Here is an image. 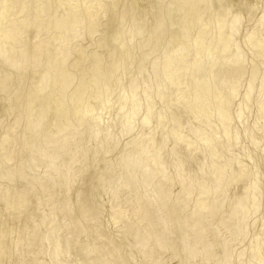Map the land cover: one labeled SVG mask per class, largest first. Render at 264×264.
I'll use <instances>...</instances> for the list:
<instances>
[{"label": "bare ground", "instance_id": "6f19581e", "mask_svg": "<svg viewBox=\"0 0 264 264\" xmlns=\"http://www.w3.org/2000/svg\"><path fill=\"white\" fill-rule=\"evenodd\" d=\"M121 1L122 2L124 1L123 5L121 4ZM153 1L157 2V0H153ZM220 1L223 3L222 0H220ZM238 1L241 2V1H248V0H238ZM19 2H21V7H19L20 6ZM131 2H129L128 0H105V4L108 5L107 9L109 11L111 10L112 13L114 10L116 11L118 21L126 22L129 19V21L131 22L130 26L133 24H136L140 28L143 29L142 33H138L136 30H132V29H129V31L125 32V33H127L126 38H128V41L130 39L135 40L136 37H139V39L141 37H143V34L145 33V28H146L144 25L147 26V24H144V22H145L144 18L146 17V16L144 17V15H143L144 13L140 12V13H142V15L141 14L135 15L134 14L135 10H133V9H134L135 5L138 9V5L136 3H134V6H133V4L131 5ZM150 2L152 3V5H155L152 2V0ZM158 2H157V4H159L161 1L159 3ZM229 2H231V1H229ZM63 3H65V0H0V28L8 27V28L15 29L18 27L20 29V31L23 33V41H24L25 51L29 57V63L28 64H26L20 68H14L12 66V64L10 63V58L13 55V53L11 52V49L9 50V57L8 58L4 57L3 55H0V65L4 66L2 68H6V70L4 72L2 71L4 69L0 70V91H1V93H3V91H6V90L10 91L9 90L11 88L10 84L13 81V80L11 81V77L13 74H14L13 75L14 77H15V75H17L16 78L18 80L20 79L19 81L23 80V82H25V79L27 81L28 80L31 81L33 83V87H34L31 89L30 87H28V84H27V86H25V89H24L23 94L21 96V98H25L28 101V107L25 110L22 108L19 110V113H18L16 119L13 121L12 124H10V123H7L8 125L2 124V123L0 124V126L6 125L5 127L3 126V128H5V130H4L5 133L3 132L4 136L2 135L3 136L2 137L0 135L1 136V138H0V178H1V180L7 178L10 182H12V183L15 182V184L16 183L19 184L18 190H15V187L13 188L12 186H7L5 188L2 186V188H0V200L4 201V205H5L4 212H2L3 211L2 209H1L2 211H0V212L5 213V215H6V216L3 214L1 215V217L2 216L6 217V221L2 222V220H0L3 223V224H1L2 226H0V260H1V254H2V250H3L4 241L8 237L7 235L9 234V236L12 237V235H13L12 233L15 231L14 230L12 232L13 226H12V224L9 223V220L16 217L19 220V223L22 222L21 220L25 216H27L28 213H30L32 210L31 203H35V202H32L31 198L33 196L39 195L40 191H42L44 187H49L51 192L54 193L57 190L56 187H58V186H56L57 185V183H56L57 179L55 176H60V175L62 176L65 173H69V170L71 169V167H73V166L76 167V165H74V163H73V157L75 155V153L72 149L73 142H77V143H81V144L84 143L86 140L83 138V135H85V138H86V135L92 136V132H91V134L89 133L90 135L87 134L88 131L92 130V129H93L92 131L95 132L94 136H92L93 139L95 141H97V140L102 141L108 135L117 133L118 132L117 129L120 131L126 125H129V124H135L136 125L137 121L139 120L138 115H140L139 114L140 111H142V109L145 108V107H142V109L140 110V108H141L139 106L141 104L140 102H143L144 100H145V102L147 101V99H146L147 98V88L145 86L143 87V85L138 81V79H139L138 77H133V78L131 77V80L130 81L128 80L127 88H123V84L121 82L122 80L117 78V73L122 71L120 69L117 70L116 72H114V74L111 77H109V79L107 80V83H105V84L99 83L97 78L92 79L91 77H88L82 83H80L78 86H76L75 89L71 93H69L68 95L63 94L64 91L67 90L72 85V83L67 77H64L63 82L61 84L60 83L58 84L54 79L53 70H55L60 65V62H62V60L65 59V56L68 54L67 53L68 49L71 46L80 45L79 43L82 42V37L75 35V33H73V32H68L67 34L74 35L72 38H70V41L66 42L65 36L63 38L58 37L56 40H52L48 36V33L46 31L42 30L43 28H47L49 24H52L54 27L55 24L57 23V21L61 20L65 16V12L70 11V9H66L65 7H61V5ZM222 3H220V4H222ZM165 4H168L167 7L169 6L170 10L176 8L178 10L177 13L182 15L185 19L183 18L184 21H182L183 22L182 23L180 20H183V19L179 18L180 19L179 21L182 23V24H180V22L178 23L180 25L179 31L175 30L176 32L175 31L173 32L174 29L171 28L172 32L168 31L171 34H169V33L165 34V35H168V34L170 35V36L168 35L167 37L164 36V37H166V39L169 38L167 40L169 41L168 44L170 43L169 44L170 46L167 44V46H169V47L168 48H167V46L164 47L167 49L165 51L166 53L164 52L165 54H163L164 58H162V59L160 58L161 60H159V58H158V60H156V59L154 60V58L152 57L153 58L152 59L150 55H151V53L153 54V52H155V51L152 52V48L154 46L157 47V45H159V42L162 41L161 38H163V36H158V35L163 33V32L164 33L166 32V31L162 32L161 26L167 19L165 20L164 18H162L159 21L157 20L158 22H156L155 26L153 28L150 27L151 31L149 30L150 33H147L148 37L144 38L145 37V35H144V37L141 39V40L144 39L143 41H141V40L138 41L139 39H136L138 43L142 42L141 45L139 46V50H140L139 51L140 52L139 58H140V60L139 59H138V61L136 60L137 61L136 64L139 63V61H140L142 64L140 65V63H139V64H137V66L140 65V68H141V66H143V64L145 62H147V60H149V59L153 60V61H148L146 63L147 65L149 64L150 67L152 68L151 69L152 71H149L150 75L152 76V78H153V76H155L157 79H158V77L161 78L160 79L161 80L160 85L162 87H165L168 92L169 91L172 92V93L170 92L171 94H173L172 98H176L177 95L184 92L186 88L189 89L190 93L192 92L191 93L192 95L193 94L196 95V96L193 95L194 98L197 99V101L195 102L196 104H193V105L189 104V103L183 104L184 108L185 107L189 108L190 113L194 117L197 116L198 109L200 108L201 105H203V107H205L204 106L205 104H203V101H206V104L209 107V109H211V111H212V109H214L215 106H217L215 103H217V104L219 103L218 106L220 105V107L218 108V110H216L217 111V113H216L217 118L213 119L214 114L210 115V116L212 118V121L213 120L215 121L217 119L216 122H217L218 127L220 126V128H222V130H223V128L227 129L229 121L231 120L230 116L232 114L230 115L231 112L229 111L230 112L229 113L227 110V107L229 108V106L226 107L225 106L226 103H223L222 92L221 91H220L221 93H219L218 91L214 92L215 91L214 88H216L219 85L218 84L216 86L214 82L219 79V83L221 82L223 85L221 87H224V89H225L224 85H227L229 82H231L230 84H232V82H233V85H234V83H235L234 81H236L237 79L240 78V77L239 78L237 77L235 79L236 74H239V72H241V75H242V72H243L242 70H243L244 61H245L244 56H243L244 54H242V51L240 50L241 49L240 45L236 44V42H234L235 40L233 38V34L237 30V26H238L239 21H240V15H239V13L237 14V12H235L236 14L234 13L235 14L234 18H232V16H231L232 19H230V20L231 21L233 20V22H231L232 24H230V25H228L229 20H228V22L225 21V19L227 17L223 18V16H225L224 14H223V16L219 15L224 20H222V18H219V16L218 17L208 16V18H210V20H208V21L211 22V20L213 19V21L211 22L212 24L216 23V21H219L221 19L218 22L219 26L216 25L219 27V31L217 34L216 33L213 34V35H216V37L214 36V39H210V40L206 41L201 36H200V38L195 37V36L193 37L194 33L191 32L190 39H191L192 44L194 45L193 47L196 49L195 56H197L199 58L202 55L204 57V55L202 53L204 51H206L205 56H206V61H207V63L205 62V64H202L199 61V59L197 58L194 63H191V61L193 62V60H191L189 62V59H191V58H188L189 56L187 57V53L185 51L186 49H184L185 46L183 47L182 42L185 43L188 41L185 38L184 29L188 26V23L193 19L194 14L191 12L190 6H188L186 4L184 5V0H169L168 3H166V1H165L164 5ZM220 4L218 3L219 10H220V8H222L221 7L222 5L224 6L225 3L222 5H220ZM262 4H264V3H262ZM248 6H249V4H248ZM144 7L147 8L145 5H144ZM144 7L141 9L145 10ZM154 7H153V9H155V11L157 10V12H158L159 10H158L157 6L155 8ZM148 8L150 9V11H152L151 12V15H152L153 9H151V6H148ZM149 9H147V10H149ZM42 10L48 13V18L43 20V21L41 19H38V17L41 16ZM246 10L247 9H245L244 12H246ZM259 10H261V9L259 8ZM138 11H139V9H138ZM167 11L168 10H166V13H167ZM221 11H223V10H221ZM221 11H219L218 14H220ZM144 12H147V11L145 10ZM242 12H243V9H242ZM249 12L245 13V14L247 16H249ZM136 13H138L137 10H136ZM168 13L166 15L170 14V13L169 14ZM81 15H84L83 9H81ZM154 15H155V13H153V16ZM156 15L157 16H154L155 18H151V19L156 20L157 19L156 17H158V13ZM242 15L244 16V14H242ZM107 16L108 15H106L105 17L107 18ZM132 16H133V18H132V20H130V17H132ZM182 16H181V18H182ZM52 17H55V19H52ZM85 17H86V15L84 16V18ZM166 17H169V16H166ZM257 17H259V16H257ZM104 18H103V20H104ZM205 18L207 19L206 16H205ZM259 18L260 19H259V23H258L257 27L252 29V31L250 32V34L248 36L246 35L247 37L244 40V44L250 50H252L254 52L253 55L256 58H258L259 61H261L260 58L261 59L264 58V15H262V17H259ZM151 25H154V24H151ZM92 26L93 25L89 26V24L86 20L85 28L88 29V31L85 34L84 38L88 37L90 39H94V37H93L94 31L92 30V28H94V27H92ZM116 26H113L114 29ZM216 26H214V27H216ZM167 27H165V30L167 29ZM200 28H198V29H200ZM168 29H169V27H168ZM205 30H207V29H205ZM215 30H216V28H215ZM177 31L179 34H177ZM114 33H116V30ZM114 33H112V37H111L112 39H113V36L115 37L117 35V33H116V35ZM157 33H159V34H157ZM177 35L179 36V38H177ZM205 35L206 34H204V37H205ZM38 37L40 39H38ZM210 37H212V36L210 35ZM88 38H86V39H88ZM159 38L161 39V41ZM114 40L115 39H113V41ZM165 40H164V42L166 44L167 40L166 41ZM115 41H117V40H115ZM131 42H129V43H131ZM38 45H39V48L37 49ZM154 49H156V48L154 47ZM192 51H188V53L190 52V54H192L191 53ZM121 52H122V49L119 45H115L112 48H110L107 51V55L109 56V64L116 65L122 59V53ZM78 56H80V55H78ZM76 57H77V55H76ZM80 57H78V58H80ZM148 57H149V59H148ZM34 58H36V60ZM58 59H62V60L60 61ZM194 60H195V58H194ZM203 60H205V57ZM251 61H253V60H251ZM259 61H255V62L259 63ZM263 62H264V59H263ZM247 63H249V62H247ZM258 63L257 64L255 63V64L258 65ZM146 64H144V66ZM256 65L255 66L252 65L253 67L249 66V67H251V70H249L250 71V73H249L250 79L247 82L248 86L246 85L247 88H245L246 93H245V95L243 94L244 97L242 96L243 101L240 100L241 103H239V104H241V105H240V107L238 106L239 109L237 111H235V112H237V115L233 114L235 117H237L239 119H242L244 114L247 115V111L250 110L249 105L251 106V104L254 103L258 99L259 95H256V94H260V93H257V91H256V89H257L256 83L254 84V82H257V78L259 77L258 76L259 70H258V66H256ZM246 68H247V66H246ZM261 68H259V69H261ZM245 69H244V72H245ZM140 71H142V70H139L138 74ZM151 73H153V75ZM259 73H260V71H259ZM138 74H136V75H138ZM260 74H262V73H260ZM65 75H67V74L65 73ZM191 75H192L193 79L191 77H189ZM132 76H135V75H132ZM151 76H149V78ZM14 77H12V78H14ZM259 78L261 79V76ZM227 81H229V82H227ZM197 82H199V85H197ZM237 82H239V81L237 80L236 83ZM144 83L147 84L146 82H144ZM154 84H155V82L153 83V85ZM156 84L158 85V83H156ZM157 85H156V87H157ZM233 85H232V87L234 88L235 86H233ZM241 85H242V83L240 84V86L239 85L237 86V89H236V91H234V94L237 93L238 87H241ZM16 86H17V84H16ZM158 87H160V86H158ZM218 88L216 90H219ZM230 88H231V85H229V89H228L229 92H231ZM239 89H241V88H239ZM260 89L264 90V81L261 83ZM155 90H154V92H155ZM21 91H22V89H21ZM129 91H132L134 93L136 100H134V101L130 100L129 101V97L132 95V93ZM157 91H159V90H157ZM222 91H223V89H222ZM239 91L240 90H238V92ZM4 93H6V92H4ZM34 93L39 95V101L31 102V97H33ZM128 93H130V94L128 95ZM148 93L150 94V92H148ZM239 93H237V94H239ZM164 94L168 95L166 93H164ZM164 94H163V96H164ZM197 94H198V96H197ZM231 94H233V93L231 92ZM234 94L230 97L231 102L228 101L229 102L228 104H230V103L233 104L232 97L234 96ZM1 95L3 96L4 94H1ZM224 95H226L225 91H224ZM237 96L238 95L235 94V97H237ZM239 96H241V95L239 94ZM131 97H133V96H131ZM224 97H226V96H224ZM66 98L69 101L67 103H66ZM214 98H217V99H215V100H217V102L213 101ZM263 98H264V96H263ZM131 99H133V98H131ZM201 99H203V101ZM204 99H206V100H204ZM71 100H74L73 104L70 102ZM155 100H157V99H155ZM200 100L202 102H200ZM227 100H229V99H227ZM237 100L239 101V99H237ZM132 101L133 102L136 101V104H138V106L140 108H137L138 106L136 104H135L136 106L133 105L134 103H132ZM162 101H163V99H162ZM129 102L132 103V105L134 107ZM137 102H139L140 104ZM221 102L223 103V106H225V107H223V108L221 107L222 106ZM235 102L236 101H234L233 105H235ZM242 102H243V105H242ZM258 102H260V100H258ZM93 103L95 104L94 105L95 109L92 112V111H90V107H91V105H93ZM147 104L148 103H146V105H145L146 109L144 111H142L143 112L142 122L145 125V128L147 129L145 134L147 135L148 132H153V139H154V142L157 146L163 145L166 142V137L169 140V138H171L169 134L171 132H174V131L177 132L179 140L182 141L184 135H186L185 134V132H186L185 127H187V125L185 123L186 121L183 123V121L180 122L177 119V117L181 119L182 116L179 117L176 115L177 116L176 117L175 114H173L172 119L174 121V125L173 126L170 125L173 127V128L171 127L173 130L172 131L170 130L171 132L169 131L167 134H165L163 136V138L161 136L160 137L158 136L161 139L156 138L155 136H156V132L158 130L157 131L154 130L153 122L150 121L149 106L151 104L150 105H147ZM258 104H256V105H258ZM141 105H144V104H141ZM177 105L178 104H176V106ZM168 106H169V104H168ZM70 107L74 108V110H75V113L71 116V118L70 119L57 120V118L55 116H57V114H60L61 112H63L64 110H66L67 108H70ZM173 108H174V105H173ZM201 108H200V110H201ZM9 109H13V107L9 108ZM9 109L7 110L4 107L2 108L3 112H5V110H7V112H8ZM205 109H208V108L205 107L204 110ZM157 110H159V109H157ZM89 111L92 112V114L91 113L88 114ZM159 111H161V110H159ZM263 111H264V109H263ZM34 112H36L35 113L36 115L32 121L31 120V114H34ZM202 112L204 113L203 109H202ZM206 112H208V111H206ZM210 112H208V113H210ZM214 112H215V110H214ZM108 113L110 115L113 114L112 116L115 115V117H113L112 120L109 119L110 123H105L106 119L104 120V118H106V114H108ZM173 113H175V112H173ZM87 114H88V116L91 115L88 117V120L86 117ZM109 114L107 116H109ZM160 114L162 115L161 112H160ZM160 114H158L159 118L156 116L158 119H162V117H164L163 115L161 117ZM201 114H199V116ZM204 114H202V115H204ZM136 115H137L138 119L136 118ZM112 116H110V118ZM204 116H206V115H204ZM251 116H253V114H251ZM152 117L154 118L155 114L152 115ZM166 117H165V119H166ZM201 117L202 116L198 117V119ZM214 117H215V115H214ZM243 118L245 119V117H243ZM136 119H137V121H136ZM155 119L156 118H154V120ZM234 119H236V118H234ZM256 119L258 120V117L255 115L254 120H256ZM199 120H201V119H199ZM206 120L207 119H205L204 121L203 120H201V121L203 122V124H205L204 122H206ZM247 120H248V118H247ZM46 121H48L51 125H55L56 131L54 133H48V132H50L47 130L48 128L47 129L44 128L48 125V124H46ZM108 121H106V122H108ZM201 121H200V123H201ZM212 121L210 119V122H212ZM235 121L241 122L243 120L238 121V119H236ZM244 121H246V120H244ZM30 122H33V123H30ZM87 122H89V124ZM157 122H158V120H157ZM188 122L190 123V121H188ZM254 122H256V121H254ZM170 123H171V121H170ZM234 123L232 122V124H234ZM86 124H88L89 127L86 126ZM171 124H173V123H171ZM22 125H23V128H22ZM205 125H207V124H205ZM230 125H231V123H230ZM141 126H143V125H141ZM13 127H16V131H17L15 135H13V133L9 130L10 128H13ZM252 127L250 130H252ZM145 128H144V131H145ZM216 128H217V126H216ZM197 129H198V127H197ZM197 129L195 131L197 132V135L200 137V140L202 139L201 142H203L204 140L207 142L210 141V144L208 146H206L207 149L204 150V153L203 154L200 153V157L202 155H204V157L206 159H209L211 162V163L207 162V165H208V163H210L212 165L211 167L212 168L214 167L212 170L210 165H208L211 168V170L214 172L210 176V177H212V179L209 176H207V178L209 177L210 180L212 181V184H210V182H209L211 187L209 188V185H208V187L206 185L203 186V187H205L204 189L206 190L205 195H201L199 193L196 196L190 198V197H187L186 195H184L183 192H180L176 195L175 198H172L171 196H170V198L155 197L153 195V189L157 193L160 192V189L156 188L154 185H153V189L148 188L147 184L145 183V180L148 179L147 177H143L141 175V178L139 179L138 182L135 180H131L130 178H126V181H125L126 186L120 187V189L115 191L114 193L111 192L112 193V196H111L112 197V199H111L112 212L111 213H114L116 215H121V217L123 219L121 220L122 221V223H120L121 225L120 224L116 225V222L114 224L115 227L118 228V230L116 232H119V233L115 234V235H109V236H107V234H105L103 232H100L101 230L99 231L98 229H95V231L92 232V230H91L92 228L90 227L91 224L90 225L86 224V222H87L86 220H88L92 216L93 217L95 216L96 217L95 220H97L99 213H100L99 212L100 210L98 211L99 208H97L90 201L89 195H90L91 189L90 190L86 189L87 190L86 191L85 190L86 187L83 188L82 184H81L77 187L74 194L70 193L67 195L64 194L62 196H59V194H57V196L60 197V198H58V200L54 196H50L46 199V201H45L46 204L45 203L43 204V202H42L43 205L40 206V208L38 207L39 211L35 212V213H37L38 221H40L41 223L43 222L44 224H46V226H45V232L39 233L38 239L36 237V240L33 243V246L37 245L39 247L41 246V247L49 250V251H47V252H49L48 253L49 257L45 256V257L49 258V261L47 263H43V261H40L41 260L40 259V260L36 261V264H124V263H126V260H127L126 258H128L129 254H130V252H128V251L132 250V252H133V249L145 250L147 253H149V255H152L158 251L162 252V250H165L164 252H167L168 250H170L171 254L173 252L174 255L175 254L178 255V252L180 250H181V252H183L182 250H185L184 252L191 256L192 254L189 251H186V249H189V248L193 249L194 247L198 248V246L196 244L199 242L203 245L204 248L210 245V243L207 242V240H209V239L206 240L208 234H209V236H211V238H212L211 240H215L217 242V245H218L217 248L219 249V247H220V249H223L224 251L222 252V250H221V252L223 254H225V256L227 253L226 257L229 258L230 256L228 257V254L229 255L232 254L230 252L231 249H229V244H230V247L232 248L231 244H233V243H231V241H228L229 242L228 243L225 240L226 238L223 240L222 238L219 237L220 227L222 226V224H224L225 221L223 218H221L216 224H212V222H211L213 220V218L218 216V214H222L223 211L221 209L225 208V207L223 208V206L226 205V203H227L226 201L228 200V198H226V196H228V193L224 189H226L227 184H229L231 176H225L223 174V168L225 166L224 165L225 162L223 163L224 166L222 168L220 165L221 163H219V161H217V155H216V148L224 145L223 144L224 142L222 141L223 137L222 136H221L222 138L217 137L215 135L217 133H214L215 136H213V134L208 132V131H210L209 129H208V131H207V129H205V133L203 132L204 129L203 130H201L200 128L198 130ZM210 129H211V126H210ZM244 129H245V127H244ZM206 131L208 133H206ZM234 131H235V128H234L233 132ZM162 132H163V130H162ZM196 132H194V133L196 134ZM220 132H221V130H220ZM239 132H240V129H239ZM33 133L35 136H33ZM236 133H238V132H236ZM21 134L22 135L30 134V135H29V137L24 136L23 141H21L20 144H18V147L10 148L11 141L13 139L19 140V137L21 136ZM226 134H227V131H226ZM235 134H233V135H235ZM38 135L42 136V138H43V141L40 143H36L34 141V138L36 139V136H38ZM218 136H220V134H218ZM238 137H237V139H238ZM82 139H84V140H82ZM86 139L88 140V138H86ZM225 139L227 141V138H225ZM41 140L42 139H40V141ZM171 140L172 139H170V141ZM173 140L175 141L174 142V145H175V143L177 141H176V139H173ZM91 141H88V142H91ZM94 142H93V144H94ZM228 143H229V141H228ZM257 143H259V142H257ZM255 144H256V142H255ZM205 145H207V143ZM43 148H44V151H43ZM172 149H173V147L171 149H166L164 152V159L168 163V165L170 166V171H172L174 173V167H172V166L176 162H182L184 164L185 171L188 170V169H186V165L191 163L192 160L195 159V157H197L194 155V152L193 151L190 152L187 149L186 145H184L183 143H180V145L176 146L175 154H173ZM40 150H42L43 152L42 151L40 152ZM231 153H230V155H231ZM198 154L199 153H197L196 155H198ZM92 157H93V155H92ZM237 158H239V157H237ZM261 158H263V156ZM34 159L37 160L38 162L40 161L42 164V167H41L39 173L34 171V169L36 167V165L33 164ZM230 159H232V158H230ZM95 161H96V159H95ZM204 161H205V159H204ZM204 161H202V162H204ZM231 161H233V163L237 162V163H235L236 164L235 166H238V164H239L238 161H234V159H232ZM231 161H229L230 164L232 163ZM199 162H201V161H199ZM202 162H201V164H203ZM233 163L231 164L232 166H234ZM104 164H106V163H104ZM61 166L66 168V169H64V171L61 170L62 169ZM79 166L80 165H78V167ZM198 166H203L205 168L204 164L198 165ZM209 167H208V169H209ZM231 167H230V169H231ZM79 168H81V167H79ZM200 168H202V167H200ZM204 168H202V169H204ZM45 169H47L48 173H49V175L47 177L43 176ZM199 169H197V170L199 171ZM232 170L233 169H231L230 174H231ZM262 170H263V168H262ZM74 171L77 172L76 169ZM83 171L84 170L82 169V172H79V171L78 172L81 174V173H84ZM224 171H226V169H224ZM114 172H113L114 174H111L112 173V171H111L110 176H109L110 177L109 180L112 181L113 184H115L116 182L119 181L120 175H121L120 171L118 173L116 171H114ZM204 172L205 171L203 170V172L200 174H202L203 175L202 177H205V179H206V176H204V174H203ZM79 173H72L71 172L70 178H66V180H65L66 184H63V181H61V180H60V184H62L64 189H66V188L67 189H73L75 184L80 183L81 177L79 178V175H80ZM230 174H228V175H230ZM82 175H84V174H82ZM82 175H80V176H82ZM205 175H207V174H205ZM198 176L201 177V175H198ZM85 177H87V174H86V176L84 175V177H82V178L85 179ZM200 177H199V179H200ZM209 178H208V180H209ZM91 179H93V178H91ZM202 180H204V178ZM255 180H256V177H255ZM92 182H93V180H92ZM12 183H9V184H12ZM98 183L100 184L102 182L98 181ZM148 183H151V181L149 180ZM178 183H179V181H176L175 184H178ZM202 183L205 184V180H204V182L202 181ZM175 184L164 183L162 185L164 192L167 193L168 191H170L171 189H169V188L172 186L174 188ZM256 185H257V183L254 182V183H251V184H248L247 186H245V191H243V192H245V194H246V198H245L246 200H247V194L249 193L251 195L253 193V191H252V193H250V192H251V190L256 189ZM59 188H60V185H59ZM63 192H64V190H63ZM63 192H62V194H63ZM254 192H256V190ZM41 194H42V192H41ZM74 195L76 197V200L77 199H78V201L80 200L79 202H75V204L73 201H71V199L73 200ZM256 196L257 195L253 193L252 198H254V199L249 198V199H252L251 201L254 200L253 203H255V204L257 203V200H258L257 198L259 197V196L258 197H256ZM261 198L262 197L260 196V199ZM251 201L249 200L250 206H251ZM192 203H193V205H192ZM242 203H243V201H242ZM246 203L247 202L245 201L244 204H246ZM249 204L248 205L246 204V205L249 206ZM257 205H260V203L256 204V206H255L256 208L251 206V209L255 208L254 210L258 211V213H259L260 210H258L259 208L257 207ZM23 206H25V207H23ZM37 206H38V204H37ZM243 206H245V205H243ZM250 206H249V209H250ZM46 207H48L50 209H48V211H45L44 209ZM201 209H203V210H201ZM245 209H246V207H245ZM251 209L249 211L246 209V212H244L242 210L244 212V214L246 213L245 217L243 216V219L247 218L248 216H246V215L250 214V212L253 211V209L252 210ZM33 211H36V210H33ZM224 211H225V209H224ZM252 213L253 212H251V214ZM258 213L257 214L255 213L256 216L253 214L255 218H253V216L249 215L250 218H252V219H249L248 221H250V220L252 221L253 219L255 220L257 215H259ZM114 214L112 217H114ZM67 218H69L68 219L69 221L67 220ZM239 218L240 217H237L236 219H239ZM187 219L190 220V221H188V224L185 223V220H187ZM49 220H50V223H47V221H49ZM245 220H244V222H245ZM254 220H253V222L256 221V220L255 221ZM97 221H96L95 225H97ZM244 222H243V224H244ZM8 223L11 225V228L9 227ZM239 223H242V221ZM93 224H94V222H93ZM246 224H247V221H246ZM22 226L23 225L21 224L19 227H22ZM233 226H236V225H233ZM263 226H264V221H263ZM206 227H208V231H206ZM229 228H232V226ZM119 229H120V231H119ZM17 230H19V229H17ZM232 230H233V228H232ZM234 230H235V227H234ZM20 232H19V235L17 237V245H15V247L18 246L19 243H21L22 247H20L18 249L20 252V256H26V253L29 252L31 250V248L28 247V242L25 239V236L23 234H21ZM29 232H31V231H29ZM234 232H233L234 235L235 234L237 235V233H236L237 231L235 230ZM83 237H85L86 239ZM237 237H238V235H237ZM99 239H100V241H101V239L106 240V242L101 241V242H104L106 244H105L103 249H100L98 247L100 250L95 251V249L94 250L92 249V246H94L95 241H98ZM233 239L235 240L237 238L235 237ZM263 239H264V236H263L262 240ZM126 241L129 244L132 241L133 246L132 247L130 246V248H129L128 247L129 245L126 244ZM263 242H264V240H263ZM255 243H256V241H255ZM259 243L256 245V247H255V245L253 247H255L256 249H258V248L260 249L261 246ZM25 244L27 245V247H25L26 246ZM125 244L128 245L127 248H129L130 250L129 249L127 250ZM113 245H116V246L114 247ZM200 247H201V245H200ZM93 248H95V246ZM255 248L252 249L253 252H254ZM201 249H202V247H201ZM194 250L196 251V249H194ZM219 250L217 252H219ZM213 251H214V249H213ZM213 251H211V253H213ZM232 251H234L233 248H232ZM44 252H46V250H44ZM181 252H179V254H182ZM221 252H219V253H221ZM250 252H251V250H250ZM219 253H217V254H219ZM91 254L92 255L94 254V255L91 256ZM223 254H222V256H220L222 259L224 258ZM206 255H208V254H206ZM215 255H214V257L217 256V255L216 256ZM241 255H242V253H240V256ZM161 256H163V255L160 254V256H156L155 259H156L157 264H164V263L166 264V261L164 262L165 258L163 260V258ZM187 256H186V259L187 258L189 259L190 256H188V257ZM250 256H252V255H250ZM173 257L175 258L178 256L175 255ZM191 257H193V256H191ZM254 257H256V255ZM130 258H131V255H130ZM132 258H133V256H132ZM195 258H196V255H195ZM219 258H217L218 261H216L215 264H222L223 262H227L226 258H225L226 260L225 259L222 260ZM24 259H25V257H24ZM30 259L31 260L25 259V261H28V263H29V261L35 262V259L32 258L31 256H30ZM179 259H181V258H179ZM190 259L193 260L194 257L190 258ZM257 259L258 260L256 261V263L258 262V264H261V262L264 261V259H262L261 257H259ZM23 260L21 262H23ZM182 260H184V259H181V263L183 262ZM206 261H208V260H206ZM238 261H240L239 264H241L242 261L237 259V262ZM204 264H207V262H204ZM208 264H209V262H208Z\"/></svg>", "mask_w": 264, "mask_h": 264}, {"label": "rangeland", "instance_id": "374dc122", "mask_svg": "<svg viewBox=\"0 0 264 264\" xmlns=\"http://www.w3.org/2000/svg\"><path fill=\"white\" fill-rule=\"evenodd\" d=\"M129 2H131V5L133 4V6H134V3H136L137 5H138V9H139V11H138V9H137V7H136V5H135V7H134V9L133 10H135V15L137 14V15H142V13H144L143 15H144V20H145V22H144V24H147V26L146 25H144L145 27V33L143 34V37H144V35H145V37L144 38H146V37H148L147 35V33H150V31H151V28L150 27H154L155 26V24H156V22H158L159 20H161L162 18H164L166 21L162 24V26H161V28H162V32L163 31H166L164 34L163 33H161V34H159V33H157V34H159L158 36H163V38H161L162 39V41H161V39H160V41L161 42H159V45H157V47L156 46H154L156 49H154V47L152 48V52L153 51H155V52H153V54L151 53V58L153 57L154 58V60L156 59V60H158V58H159V60H161L162 58H164V55L163 54H165L166 52V49L170 46L169 44H168V40L167 39H169V38H167L166 39V37L169 35V34H171V33H169V32H172L171 30L172 29H174L173 30V32L175 31V30H178L179 31V29H180V25L178 24L180 21L182 22V21H184V17L182 16V15H180L179 13H177L178 12V10L175 8V9H172V10H170L169 9V6L167 7V5L168 4H165L164 5V2L166 1V3H168L169 2V0H157V2L159 1H161L159 4H157V2L155 1H153L152 0V2L157 6V8H158V12H157V10L155 11V9H153V7L155 6V5H152V3L150 2L151 0H128ZM223 1V3L220 1V0H211V3H210V7H211V11H209L205 16L207 17V19L204 17V19H203V22H202V24H201V28L200 29H196L195 31H193V33H194V35H193V37L195 36V37H198V38H200V36L202 37V38H204L206 41H208V40H210V39H214V36L216 37V35H213V34H217L218 33V31H219V25H218V22L221 20H219V21H216V23H214V24H212L211 22L213 21V19L211 20V22L210 21H208V20H210V18H208V16H216V17H218L219 15H221V16H223V14L225 15V16H223V18H226L225 19V21L226 22H228V20H229V24L228 25H230V24H232L231 22H233V20L231 21L230 19H232V18H234V16H235V12H237V14L239 13V15H240V21H239V24H238V26H237V30L234 32V34H233V38H234V42H236V44H238V45H240V50L242 51V54H244L243 56H244V59H245V61H244V66H243V72H242V75H241V72H239V74H236L235 75V79L238 77H240L239 79H237L239 82H237L236 83V81H234L235 83H234V85H233V82H232V84H230L231 82H229V81H227V82H229L227 85H224L225 86V89H224V87H221V86H223L222 85V83L220 84L219 83V79L217 80V81H215L214 83H215V85L217 86L218 84L220 85H218L216 88H214L215 89V91L214 92H219V93H221L222 92V94H223V103H226L225 104V106L227 107V106H229V108L227 107V110H228V112L230 113V117H231V120L229 121V124H228V128L227 129H224L223 128V130H222V128H220V126L218 127V125H217V122H216V120L214 121H212V118H211V116L210 115H215V117H214V115H213V119H215V118H217V116H216V113H217V111L216 110H218V108L220 107V105L218 106V104L217 103H215L217 106H215L214 107V109H212V111H211V109H209V107L207 106V104H206V101H203V99H201L202 101H203V104H205L204 106L206 107V108H208V109H205L204 110V108L205 107H203V105H201L200 106V108H201V110H200V108L198 109V113H197V118L196 117H194L191 113H190V111H189V108L188 107H185L184 108V106H183V104L184 103H179L177 106H176V104L174 105V108H173V105H171L170 103H169V98H170V96L172 97V95L173 94H171L172 92L171 91H167V89L165 88V87H162L161 85H160V79L161 78H159L158 77V79L155 77V76H153V78H152V76L150 75V72L149 71H152L151 69V67H150V65L148 66L146 63L148 62V61H153V60H150L149 59V57H148V59L149 60H147V62H145L144 64H146L145 66H144V64H143V66H141V68H140V65L142 64L140 61H139V63H140V65H138L137 66V64H139V63H137L136 64V62L138 61V59L140 60V50H139V46L141 45V43L142 42H137V40L136 39H139V37H136V39L135 40H132V39H130L129 41H128V38H126V34L127 33H125V32H127V31H129V29H124V24H125V22H120V21H118L117 20V13H116V11L114 10L113 11V13H112V11L110 10H108L107 8H108V5L106 4V9H105V11H106V15H108L107 16V18L105 17H101L100 19H99V21L95 24V25H93L92 27H94V28H92V30L94 31L93 33H94V35H93V37H94V39H90V38H88V37H86V38H88V39H86V38H84L85 37V34L87 33V31H88V29H86L85 27H84V29H83V31H82V33H80V35H77V36H81L82 37V42H80L79 44L80 45H74V46H71L69 49H68V54L65 56V59L64 60H62V59H58V60H62V62H60V65L55 69V70H53V75H54V79H55V81L59 84H61L62 82H63V80H64V77H67L70 81H71V83H72V85L67 89V90H65L64 91V95H68L69 93H71L74 89H75V87L76 86H78L80 83H82L86 78H88V77H91L92 79H94V78H97L98 79V81H99V83H101V84H105V83H107V80L109 79V77H111L113 74H114V72H116L117 70H122L121 72H119V73H117V78H119V79H121L122 81V84H123V88H127V86H128V80L130 81L131 80V77L133 78V77H138L139 79H138V81L143 85V87L145 86L146 88H147V101L145 102V100L143 101V102H140L141 104H144V105H141L139 102H137V103H139L140 105V107L138 106V104H136V101L135 102H133L134 100H136V97H135V95H134V93L132 92V91H129V92H131L132 93V95L131 96H133V97H129V101L130 100H133L132 101V103H134L133 105H137L138 107L137 108H140V110L142 109V107H145V108H143L142 109V111H144L145 109H146V103H148L147 105H150L149 106V109H150V112H149V115H150V121H152L153 122V127H154V130L155 131H157L156 132V138H159L160 136L163 138V136L165 135V134H167L170 130L172 131L173 129V125H174V121H173V114H175V116L177 115V116H182V118L180 119V118H178L177 116V119L181 122V121H183V123L185 122L186 123V125H187V127H185V134L187 135H189V134H192V132L194 133V132H196L195 130L197 129V127H198V129L200 128L201 130H203L204 129V133H205V129H207V131H208V129L210 130V131H208V132H210L211 134H213V136H217V137H219V138H222V141L224 142L223 144L224 145H222L221 147H217L216 148V155H217V161H219V163H221L220 165H221V167L223 168V166H224V168H223V174L225 175V176H231L230 177V181H229V184H227V186H226V189H224V190H226V192L228 193V196H226V198H228V200L226 201L227 203H226V205H224L223 206V208L225 209V211H224V209H221L222 211V214H218V216L217 217H215V218H213V220L211 221L212 222V224H216L221 218H223L224 219V224H222V226L220 227V231H219V237L220 238H222L223 240L225 239L227 242L228 241H231V243H233V244H231V246H232V248L234 249V251H232V248L230 247V244H229V249H231V255H229L228 254V257L229 258H227L226 256H227V253H226V256H225V254H223L222 252L224 251L223 249H220V247H219V249L217 248V242L215 241V240H211L212 238H211V236H209V234H208V236H207V238H206V240L207 239H209V240H207V242H209L210 243V245H212V246H214L213 248H212V250L211 251H213V249H214V251H213V253H211V251H210V253H204L203 252V250L202 249H204V247H203V245L199 242V243H197L196 245L198 246V248H193V249H196V252L197 253H199V254H197L196 255V258H195V256H193V255H191V256H193L194 257V259L192 260V259H190V258H193V257H191L189 254H186L184 251L185 250H182L183 252H181V250L179 251V252H181L182 254H179V252H178V255L177 254H175L176 256H180L179 258H181V259H184V260H182L183 262L181 263V259H179L178 257H173V256H175L174 255V253L172 252V254L170 253L171 251L170 250H168L167 252H164L165 250H162V252H160V251H158V252H155L154 254H152V255H149V253H147L145 250H141V249H133V252H132V250H130L129 248H130V246L132 247L133 245H132V241L130 242V244L126 241V244H128V245H126V248H127V246L129 247V248H127V250L129 249L130 251H128V252H130V254H129V256H128V258H126L127 260H126V263H124V264H157V262H156V256H160V254L161 255H163V256H161L162 258H163V260H164V258H165V260H164V262L166 261V264H204V262H207V264H208V262H209V264H215L216 263V261H218V259L217 258H219L220 256H222V254L224 255V258L223 259H225L227 262H223L222 264H239L240 263V261H238L237 262V259L238 260H241L242 262H241V264H258V262L256 263V261L258 260L257 258H259V257H261L262 259H264V242H263V240H262V238H263V236H264V226H263V221H264V196H262L261 194H264V111H263V109H264V98H263V96H264V90L263 89H260V86H261V83L264 81V62H263V59L264 58H260V60L261 61H259V59L258 58H256L254 55H253V51L252 50H250L247 46H245V44H244V40H245V38L250 34V32L252 31V29H254L255 27H257V25H258V23H259V17H262V15H264V4H262V3H264V0H248V1H241V2H239L238 0H222ZM229 1H231V2H229ZM251 1V2H250ZM162 3V4H161ZM218 3L220 4V3H222V4H224V6L222 5V4H220V5H222L221 7L222 8H220V10H219V8H218ZM246 3V4H245ZM251 3V4H250ZM19 4H20V6L19 7H21V2H19ZM121 4L123 5L124 4V1L122 2L121 1ZM147 7V8H145L144 7V5ZM151 4V5H150ZM248 4H249V6H248ZM260 4V5H259ZM143 5V6H142ZM151 6V9H153V13H155V15L154 16H157L156 14L158 13V17H156L157 19L156 20H153V19H151V18H155L154 16H153V13H152V15H151V12L152 11H150V7L148 8V6ZM184 5H185V2H184ZM132 6V7H133ZM140 6V7H139ZM155 6V7H156ZM246 6V7H245ZM251 6V7H250ZM259 6V7H258ZM144 7V9L147 11V12H144L145 10H143V9H141V8H143ZM154 7V8H155ZM208 8V5L207 4H205V5H201V8ZM244 7V8H243ZM156 8V9H157ZM168 8V9H167ZM259 8L261 9V10H259ZM147 9H149V10H147ZM242 9H243V12L245 11V9H247L246 10V12H242ZM249 9V10H248ZM136 10H137V12L138 13H136ZM165 10V11H164ZM166 10H168L167 11V13L169 14V15H166L167 13H166ZM221 10H223V11H221ZM150 11V12H149ZM155 11V12H154ZM219 11H221L220 12V14H218V12ZM231 13H230V12ZM233 11V12H232ZM250 11V12H249ZM259 11V12H258ZM140 12H142V13H140ZM164 12V13H163ZM223 12V13H222ZM249 12V16H247L245 13H248ZM255 12V13H254ZM146 13V14H145ZM148 13V14H147ZM166 13V14H165ZM235 13V14H234ZM164 14V15H163ZM179 16H178V15ZM194 14V13H193ZM218 14V15H217ZM231 14V15H230ZM242 14H244V16L242 15ZM257 14V15H256ZM259 14V15H258ZM134 16V15H133ZM133 16L132 17H130V20H132V18H133ZM166 16H169V17H166ZM181 16H182V18H181ZM221 16H219V18H222ZM231 16H232V18H231ZM257 16H259V17H257ZM150 17V18H149ZM247 19H246V18ZM103 18H104V20H103ZM183 19V20H180V19ZM193 18H194V16H193ZM218 18V19H219ZM222 18V20H224ZM243 18V19H242ZM217 19V20H218ZM257 21H256V20ZM87 20V18L85 17V21ZM150 20V21H149ZM158 20V21H157ZM180 20V21H179ZM250 20V21H249ZM155 23H154V22ZM209 23H208V22ZM127 22V24H131V22L129 21V19L126 21ZM129 22V23H128ZM180 22V24H182ZM150 23V24H149ZM167 23V24H166ZM117 26H116V25ZM151 24H154V25H151ZM172 25V26H171ZM208 25V26H207ZM212 25V26H211ZM216 25H218V26H216ZM251 25V26H250ZM113 26H116L115 27V29H114V27ZM169 27V29H168V27ZM214 26H216V27H214ZM100 27V28H99ZM165 27H167V29L165 30ZM213 27V28H212ZM172 28V29H171ZM215 28H216V30H215ZM205 29H207V30H205ZM250 29V30H249ZM114 30V31H113ZM115 30H116V33H117V35H116V33H114L115 32ZM150 30V31H149ZM212 30V31H211ZM249 30V31H248ZM149 31V32H148ZM169 31V32H168ZM178 31H177V34H179L178 33ZM216 31V32H215ZM176 32V31H175ZM232 32V31H231ZM112 33H114L116 36V38L113 36V39H115V40H117V41H113V39L111 38L112 37ZM166 33H169L168 35H165ZM212 33V34H211ZM238 35H237V34ZM248 33V34H247ZM120 34V35H119ZM163 34V35H162ZM200 34V35H199ZM204 34H206L205 35V37H204ZM76 35V34H75ZM210 35L213 37H210ZM247 35V36H246ZM74 35H72V34H67V35H65V40H66V42L67 41H70V38H72ZM164 36H166V37H164ZM170 36V35H169ZM92 37V38H93ZM143 37H141L138 41H140ZM208 37V38H207ZM158 38V37H157ZM167 40H165V39ZM177 38H179V36L177 35ZM120 39V40H119ZM237 39V40H236ZM144 40V39H143ZM143 40H141V41H143ZM164 40L166 41V44H165V42H164ZM113 41V42H112ZM133 43H132V42ZM129 42H131V43H129ZM243 42V43H242ZM138 43V44H137ZM111 44V45H110ZM119 45L120 47H121V49H122V59L116 64V65H114V64H109V56L107 55V51L110 49V48H112L113 46H115V45ZM167 44L169 45V46H167ZM182 44H183V47L185 46V48L184 49H186L185 51H186V53H187V57L188 58H191V59H189V62L191 61V60H193V62L191 61V63H194L195 61H196V59L198 58L197 56H195V53H196V49L193 47H191V48H189L188 47V41L187 42H182ZM186 44V45H185ZM111 47H110V46ZM106 46V47H105ZM130 46V47H129ZM135 46V47H134ZM165 46H167V48H164ZM244 47V48H243ZM73 48V49H72ZM188 48V49H187ZM243 48V49H242ZM154 49V50H153ZM165 49V50H164ZM195 51H194V50ZM194 52H193V51ZM73 51V52H72ZM83 53H82V52ZM188 51H192L191 53L192 54H190V52L188 53ZM252 51V52H251ZM81 52V53H80ZM163 52V53H162ZM165 52V53H164ZM205 52L206 51H204L202 54L204 55V57H205V60H203L204 59V57L202 56H200L198 59H199V61L201 62V61H203V63L202 64H205V62L207 63V61H206V56H205ZM139 54V55H138ZM76 55H77V57H76ZM78 55H80V56H78ZM192 55V56H191ZM194 55V56H193ZM149 56V55H148ZM191 56V57H190ZM246 56V57H245ZM78 57H80V58H78ZM137 58V59H136ZM152 58V59H153ZM161 58V59H160ZM194 58H195V60H194ZM256 58V59H255ZM258 59V60H257ZM137 60V61H136ZM251 60H253V61H251ZM255 61H259V63L258 62H255ZM247 62H251L250 64L249 63H247ZM257 64L258 63V65H256L255 63ZM262 62V63H261ZM193 65V64H192ZM252 65H256V66H258V70L260 71V73H262V74H260L259 73V71H258V76L260 77L261 76V79L258 77L257 78V82H254V84L256 83V85H257V89H256V91H257V93H260V94H256V95H259L258 96V99L254 102V103H252L251 104V106L249 105V108H250V110L249 111H247V115L246 114H244V116L243 117H245V119L242 117V119H239V118H237V117H235L233 114H236L237 115V112H235V111H237L238 109H239V107H240V105L241 104H239V103H241V101L240 100H242L243 101V97H244V95H245V93H246V90H245V88H247V82L249 81V73H250V71L249 70H251V67H253ZM246 66H247V68H246ZM249 66H251V67H249ZM2 67H4V66H1L0 65V70H2V69H4V70H2L3 72L6 70V68H2ZM138 67V68H137ZM263 69H262V68ZM68 68V69H67ZM122 68V69H121ZM140 68V69H139ZM143 68V69H142ZM145 68V69H144ZM246 68V69H245ZM259 68H261V69H259ZM139 69V70H142V71H140L139 72V74H138V71L137 70ZM244 69H245V72H244ZM124 71V72H123ZM132 71V72H131ZM248 71V72H247ZM262 71V72H261ZM65 73L67 74V75H65ZM91 73V74H90ZM135 73V74H134ZM136 74H138V75H136ZM152 75H153V73H151ZM248 74V75H247ZM14 75V74H13ZM12 75V77H14ZM132 75H135V76H132ZM238 75V76H237ZM16 76L17 75H15V77L14 78H12L11 77V84H10V86H11V88L9 89L10 91H8V90H6V91H3V93H1V91H0V124L2 123V124H6V125H8L7 123H10V124H12L13 123V121L16 119V117H17V115H18V113H19V110L22 108V109H26L27 107H28V101L25 99V98H21V96H22V94H23V91H24V89H25V86H27V84H28V87H30L31 89L32 88H34L33 87V83L31 82V81H27L26 79H25V82H23V80L22 81H19L17 78H16ZM149 76H151L150 78H149ZM248 76V77H247ZM189 77H191L192 78V75L191 76H189ZM155 78V79H154ZM190 78V79H191ZM243 78V79H242ZM193 79V78H192ZM247 79V80H246ZM261 81H260V80ZM61 80V81H60ZM152 82H151V81ZM157 82H156V81ZM215 80V79H214ZM263 80V81H262ZM144 83V82H146L147 84H143L142 82ZM256 81V80H255ZM27 82V83H26ZM155 82V86L153 85V83ZM226 82V83H227ZM242 83V85H241V87H238V90H240L239 92H238V90H237V93H239L241 96H239V94H237V93H235L236 95H238L237 97H235V94H234V91H236V89H237V86L239 85L240 86V84ZM261 82V83H260ZM14 83V84H13ZM25 83V84H24ZM125 83V84H124ZM152 83V84H151ZM156 83H158V85L156 84ZM217 83V84H216ZM225 83V84H226ZM239 83V84H238ZM260 83V84H259ZM14 86H13V85ZM16 84H17V86H16ZM19 84V85H18ZM238 84V85H237ZM259 84V85H258ZM147 85V86H146ZM153 85V86H152ZM156 85H157V87L158 86H160V87H156ZM229 85H231V88H230V91L234 94V96L232 97V102H233V104H234V101H236L235 102V105H233L232 103H230V104H228L229 102H231V96L233 95V94H231V92H229ZM232 85L233 86H235L234 88L232 87ZM247 85V86H246ZM246 86V87H245ZM19 89H18V88ZM153 87V88H152ZM155 87V88H154ZM219 87V88H218ZM259 87V88H258ZM164 88V89H163ZM219 89V90H216V89ZM239 88H241V89H239ZM21 89H22V91H21ZM150 89V90H149ZM156 89V90H155ZM161 89V90H160ZM186 89H188V88H186ZM222 89H223V91H222ZM234 89V90H233ZM260 89V90H259ZM154 90H155V92H154ZM157 90H159V91H157ZM166 90V91H165ZM233 90V91H232ZM262 90V91H261ZM19 91V92H18ZM152 91V92H151ZM158 93H157V92ZM165 91V92H164ZM188 91H189V89H188ZM221 91V92H220ZM224 91H225V93H226V95H224ZM245 91V92H244ZM259 91V92H258ZM4 92H6V93H4ZM148 92H150V94L148 93ZM161 92V93H160ZM171 92V93H170ZM185 92V91H184ZM184 92H182V93H184ZM20 93V94H19ZM164 93H166V94H168V95H165ZM192 93V92H191ZM230 95H229V94ZM1 94H4L3 96L1 95ZM17 94V95H16ZM130 93H128V95H129ZM152 94V95H151ZM161 94V95H160ZM163 94H164V96H163ZM244 94V95H243ZM155 95V96H154ZM192 95V94H191ZM194 95V94H193ZM192 95V96H193ZM263 95V96H262ZM194 96H196V95H194ZM193 96V97H194ZM197 96H198V94H197ZM224 96H226V97H224ZM243 96V97H242ZM161 97V98H160ZM166 97V98H165ZM131 98H133V99H131ZM225 98V99H224ZM239 99V101L237 100V99ZM155 99H157V100H155ZM162 99H163V101H162ZM165 99V100H164ZM167 99V100H166ZM215 99H217V98H214V100L213 101H216L217 102V100H215ZM227 99H229V100H227ZM235 99V100H234ZM262 99V100H261ZM200 100V102H202ZM204 100H206V99H204ZM258 100H260V102H258ZM36 101H39V95H37L36 93H34V95H33V97H31V102H36ZM197 101V99H195V102ZM229 101V102H228ZM151 102V103H150ZM167 102V103H166ZM130 103V102H129ZM132 103H130L131 105H132ZM222 103V102H221ZM223 103L221 104L222 106V108L223 107H225V106H223ZM259 103V104H258ZM92 104V103H91ZM168 104H169V106H168ZM194 104H196V103H194ZM202 104V103H201ZM256 104H258V105H256ZM95 104L93 103V105H91V107H90V111H92L93 112V110L95 109V106H94ZM132 105V106H133ZM135 105V106H136ZM193 105V104H192ZM232 105V106H231ZM242 105H243V102H242ZM256 105V106H255ZM13 107V109H9V108H12ZM152 106V107H151ZM231 106V107H230ZM239 106V107H238ZM5 108V109H9V111L7 112V110H5V112H3V110H2V108ZM134 107V106H133ZM157 107V108H156ZM171 107V108H170ZM183 107V108H182ZM238 107V108H237ZM252 107V108H251ZM257 109H256V108ZM136 108V107H135ZM164 108V109H163ZM169 108V109H168ZM216 108V109H215ZM232 108V109H231ZM234 108V109H233ZM157 109H159V110H161V111H159V110H157ZM202 109H203V111H204V113L202 112ZM252 109V110H251ZM256 109V110H255ZM259 109V110H258ZM139 110V111H140ZM166 110V111H165ZM214 110H215V112H214ZM220 110V109H219ZM234 110V111H233ZM88 112V114H92V112ZM142 111H140V115H138L139 116V120L137 121V119H138V117H137V115H136V121H137V123H136V125L138 126V127H140L141 125H143V126H141L143 129L145 128V125L143 124V122H142V119H143V112ZM159 111V112H158ZM165 113H164V112ZM169 111V112H168ZM206 111H208V112H210V113H208V112H206ZM252 113H251V112ZM65 112H68L69 113V115L71 114V115H73L74 113H75V110H74V108H67L66 110H64L63 112H61L60 114H57V116H55L56 118H57V120H62L63 119V117H64V115H65ZM142 112V113H141ZM160 112L162 113V115L164 116V117H162V115L160 114ZM171 112V113H170ZM173 112H175V113H173ZM249 112V113H248ZM12 113V114H11ZM36 112H34V114H31V120L33 121V119H34V117H35V114ZM204 114V115H206V116H204V115H202V114ZM212 113V114H211ZM88 114H87V120H88V117L89 116H91V115H89L88 116ZM109 114V113H108ZM108 114H106V118H104V120H105V123H110V120H112L113 119V117H115V115L114 116H112L113 114H109V116H107ZM155 114V117L154 118H156L157 120H158V122H157V120L155 121L154 120V118L152 117V115H154ZM157 114V115H156ZM158 114H160L161 115V117H162V119H158L159 118V115ZM181 114V115H180ZM199 114H201L200 116H202L201 118H199V119H201V120H205V119H207L206 120V122H204L205 124H207V125H205V124H203V122L201 121V120H199L198 119V117H200L199 116ZM209 116H208V115ZM251 114H253V116H251ZM8 115V116H7ZM14 115V116H13ZM250 115V116H249ZM255 115L258 117V120L256 119V120H254L255 119ZM110 116H112L111 118H110ZM158 118H157V117ZM167 116V117H166ZM189 116V117H188ZM142 117V118H141ZM165 117H166V119H165ZM236 118V119H238V121L239 120H243V121H241V122H236L235 120L236 119H234V118ZM108 118V119H107ZM184 118V119H183ZM190 120H189V119ZM247 118H248V120H247ZM110 119V120H109ZM183 119V120H182ZM186 119V120H185ZM210 119H211V121L212 122H210ZM234 119V120H233ZM10 120V121H9ZM30 120V121H31ZM109 120V121H108ZM166 120V121H165ZM190 121V123L188 122V121ZM198 120V121H197ZM244 120H246V121H244ZM6 121V122H5ZM106 121H108V122H106ZM168 121V122H167ZM170 121H171V123H173V124H171L170 123ZM200 121H201V123H200ZM210 123H209V122ZM248 121V122H247ZM254 121H256V122H254ZM157 122V123H156ZM177 122V121H176ZM232 122L234 123V124H232ZM244 124H243V123ZM247 124H246V123ZM253 122V123H252ZM30 123H33V122H30ZM88 124H89V122H87ZM178 123V122H177ZM230 123H231V125H230ZM46 124H48L46 127H44L45 129H47L48 131H50V132H48V133H54L55 131H56V127H55V125H51L48 121H46ZM88 124H86V126H88ZM152 124V123H151ZM189 124V125H188ZM6 125H3L4 127L6 126ZM50 125V126H49ZM166 125V126H165ZM170 125H172V126H170ZM200 127H199V126ZM233 125V126H232ZM244 125V126H243ZM3 126H0V135L2 136H4V130H5V128H3ZM157 126V127H156ZM205 126V127H204ZM210 126H211V129H210ZM216 126H217V128H216ZM231 126V127H230ZM253 126V127H252ZM259 126V127H258ZM89 127V126H88ZM87 127V128H88ZM159 127V128H158ZM162 127V128H161ZM170 127V128H169ZM172 127V128H171ZM203 129H202V128ZM238 127V128H237ZM240 127V128H239ZM244 127H245V129H244ZM251 127H252V130H250L251 129ZM19 128V127H18ZM22 128H23V125H22ZM21 128V129H22ZM196 128V129H195ZM234 128H235V131L236 132H238V133H236L235 131V133L233 132V130H234ZM20 129V130H21ZM167 129V130H166ZM193 131H192V130ZM197 129V130H198ZM230 129V130H229ZM239 129H240V132H239ZM12 133H13V135H15L16 134V127H13V128H10L9 129ZM93 130V129H92ZM92 130H89L88 131V135H90L91 134V132H92V136H94V133L95 132H93ZM146 128H145V132H146ZM162 130H163V132H162ZM220 130H221V132H220ZM227 131V134H226V131ZM117 131H119L118 129H117ZM170 131V132H171ZM188 131V132H187ZM206 131V133H208ZM212 131V132H211ZM229 131V132H228ZM4 132V133H3ZM166 132V133H165ZM232 132V133H231ZM243 132V133H242ZM90 133V134H89ZM214 133H217V134H215L214 135ZM246 133V134H245ZM249 133V134H248ZM159 134V135H158ZM195 134V133H194ZM218 134H220V136H218ZM233 134H235V135H233ZM245 134V135H244ZM29 135L30 134H24V135H22L21 134V138L19 137V140H17V139H13L12 141H11V144H10V148H16V147H18V144H20V142L21 141H23V139H24V136H28L29 137ZM196 135H197V132H196ZM1 136H0V138H1ZM2 136V137H3ZM33 136H35L34 135V133H33ZM91 135L90 136H87L86 135V138H88V140L85 138V135H83V138L88 142V141H91L92 139H93V137H92ZM159 136V137H158ZM222 136V137H221ZM231 136V137H230ZM239 136V137H238ZM237 137H238V139H237ZM92 138V139H91ZM200 138V137H199ZM225 138H227V141H226V139ZM230 138V139H229ZM232 138V139H231ZM254 138V139H253ZM39 139V140H38ZM40 139H42L41 141H40ZM84 139H82V140H84ZM159 139H161V138H159ZM170 139H172L171 141H170ZM248 139V140H247ZM94 140V139H93ZM91 141V143L93 144V142L95 141ZM257 140V141H256ZM34 141L36 142V143H40V142H42L43 141V138H42V136H40V135H38V136H36V139L34 138ZM84 142V143H87V142ZM200 141H202V139L200 140ZM228 141H229V143H228ZM263 141V142H262ZM97 141H95L94 142V144L96 143ZM168 142V148L167 149H171L172 147H173V145H174V140H173V138L171 137V138H169V140L167 141ZM173 142V143H172ZM205 142V143H204ZM255 142H256V144H255ZM257 142H259V143H257ZM205 145L206 143H207V145H203V144ZM221 143V142H220ZM176 144V143H175ZM201 144H202V149L203 150H201V151H195V150H193V152H194V155L195 156H197V157H195V159H193L192 160V164L191 163H189L188 165H186V169H188V170H186V172H190V173H192V174H194L195 176H198V175H201V177L200 176H198V178L200 177V179L202 178H204V180H205V184H203L202 183V181L204 182V180H200L201 181V184H203L202 186H207L208 187V185H209V188L211 187V185L210 184H212V181L210 180V178L212 179V177H210L211 176V174H213V172L214 171H212L213 170V168L211 167L212 165L210 164L211 162H210V160L209 159H206L205 157H204V155H202L201 157H200V153L201 154H203L204 153V150L205 149H207V147L206 146H208L209 144H210V141L209 142H207V141H203V142H201ZM206 147V148H205ZM231 147V148H230ZM263 148V149H262ZM233 149V150H232ZM229 150V151H228ZM42 150H40V152H41ZM43 151H44V148H43ZM42 151V152H43ZM219 151V152H218ZM261 151V152H260ZM263 151V152H262ZM231 153V155H230V153ZM197 153H199L198 155H196ZM261 153V154H260ZM92 155H93V157H94V154H90V156H89V161H88V164L87 165H80L79 167H81V168H79L78 167V165H76V167L75 166H73L75 169H76V171L77 172H75L74 170V168L73 167H71V169L69 170V173H65V174H63L62 176L60 175V176H55L56 177V179H57V185L56 186H58V187H56L57 188V190L54 192V193H52L51 192V190H50V188L49 187H44L43 188V190L42 191H40V194L39 195H36V196H33L31 199H32V202H35V203H31V208H32V210H31V212L30 213H28V215L27 216H25L21 221L22 222H20L19 223V220L16 218V217H14L13 219H11V220H9V223L10 224H12V237H10L9 236V234L7 235L8 237H7V239L4 241V245H3V250H2V254H1V260H0V264H36V261H38V260H40V261H43V263H47L48 261H49V256H48V253L49 252H47V251H49V250H47L46 248H43V247H39V246H37V245H34L33 246V243L35 242V240H36V237H37V239H38V234L39 233H43V232H45V226H46V224H44L43 222L41 223L40 221H38V217H37V213H35V212H37V211H39V209H38V207L40 208V206H42L44 203H45V201H46V199L48 198V197H50V196H54L55 198H57V200H58V198H60L59 196H62V195H67V194H70V193H72V194H74V192L76 191V189H77V187L79 186V185H81L82 184V187L83 188H85V190L87 189H91V192H90V195H89V197H90V201L97 207V208H99L98 209V211L100 212L99 213V216H98V221L97 220H95V216L93 217H91V218H89L88 220H86L87 222H86V224H88V225H90V227L92 228L91 230H92V232H94L95 231V229H98L100 232H103V233H105V234H107V236H109V235H115V234H118L119 232H116L117 230H118V228L117 227H115V222H116V225L117 224H120V223H122V217H121V215H116V214H114V213H111L112 212V207H111V199H112V193L110 192V191H106V189H107V187H108V185H106L105 184V181L107 180H109V176H110V173H111V171H112V173L111 174H114L115 172L114 171H116L117 173L119 172V170H109V165H108V163H107V159L108 158H106L105 156H103L102 154L100 155V157H99V159L97 160L96 159V161H95V159L92 157ZM263 156V158H261L262 156ZM199 156V157H198ZM219 157V158H218ZM237 157H239V158H237ZM103 158V159H102ZM199 160H198V159ZM205 159V161H204V159ZM230 158H232V159H234V161H238L239 162V164H238V166H235L236 164L235 163H237V162H234L233 163V161H231L232 159H230ZM250 158V159H249ZM106 159V160H105ZM197 159V160H196ZM202 159V160H201ZM237 159V160H236ZM207 160V161H206ZM209 160V161H208ZM104 161V162H103ZM195 161V162H194ZM199 161H204V162H202L203 164H204V166H205V168L203 167V166H198V165H203V164H201V162H199ZM229 161H231L233 164H234V166H232L230 163H229ZM199 162V163H198ZM206 162V163H205ZM207 162H210V163H208V165H210V167L212 168V170H211V168L207 165ZM225 162V163H224ZM104 163H106V164H104ZM218 163V162H217ZM223 163H224V165H223ZM233 167H231V166ZM263 165V166H262ZM108 166V167H107ZM188 166V167H187ZM209 167V169H208V167ZM214 166V165H213ZM62 167V166H61ZM83 167V168H82ZM85 167V168H84ZM200 167H202V168H204L203 170L205 171L203 174H204V176H206V179H205V177H202L203 175L202 174H200V173H202L201 172V170L200 169H202V168H199ZM230 167H231V169H233L232 170V172H231V174H230V171H231V169H230ZM207 168V169H206ZM262 168H263V170H262ZM61 169V168H60ZM64 169H66V168H64V167H62V169L61 170H63L64 171ZM82 169L84 170L83 172L84 173H79V172H82ZM197 169H199V171L197 170ZM224 169H226V171H224ZM259 169V170H258ZM81 170V171H80ZM197 170V171H196ZM251 170V171H250ZM261 170V171H260ZM79 171V172H78ZM211 171V172H210ZM71 172L72 173H79L80 175H82V174H84L85 176H86V174H87V177H85V179L84 178H82V177H84V175H82V176H80L79 174V178H80V183H77V184H75V186L73 187V189H64V187L62 186V184H60V180L61 181H63V184H66V178H70V174H71ZM114 172V173H113ZM109 173V174H108ZM116 174V173H115ZM205 174H207V175H205ZM228 174H230V175H228ZM108 175V176H107ZM207 176H209L208 178H209V180H208V178H207ZM58 177V178H57ZM102 177H103V180H101L102 179ZM255 177H256V180H255ZM91 178H93V179H91ZM260 178V179H259ZM71 180V179H70ZM92 180H93V182H92ZM255 180V181H254ZM98 181L99 182H102V183H98ZM252 181V182H251ZM209 182H210V184H209ZM254 182H256L257 183V185H256V189H254V190H251V192L250 193H252V191H253V193L254 194H256L257 196L256 197H258L257 199V203H260V205H257V207L259 208L258 210H260L259 211V213H258V211H255L254 209L256 208L255 206H256V204L255 203H253L254 202V200L253 201H251L252 199H254V198H252L253 197V193L250 195L249 193L247 194V200L245 199L246 198V194H245V192H243V191H245V186H247L248 184H251V183H254ZM0 188H2V186L5 188V187H7V186H12L13 188L15 187V190H18L19 189V184H15V182H10L7 178L6 179H2L1 180V178H0ZM9 183H12V184H9ZM207 183V184H206ZM259 183V184H258ZM261 184V185H260ZM14 185V186H13ZM59 185H60V188H59ZM90 186V187H89ZM105 190H104V189ZM203 188H205V187H203ZM103 189V190H102ZM169 189H171L170 191V193H172L171 194V197L172 198H175L176 197V195L178 194V193H180V192H183V186H181V184H180V182L178 183V184H175L174 185V188H173V186L172 187H170ZM63 190H64V192H63ZM86 190V191H87ZM102 190V191H101ZM256 190V192H254ZM58 191V192H57ZM41 192H42V194H41ZM62 192H63V194H62ZM105 192V193H104ZM109 192V193H108ZM169 192V191H168ZM109 195H108V194ZM111 193V194H110ZM200 192H197V193H195V194H193V195H191L190 196V198L191 197H194V196H196L197 194H199ZM57 194H59V196H57ZM243 194V195H242ZM245 194V195H244ZM250 195V196H249ZM260 196L262 197L261 199H260ZM244 197V198H243ZM93 198V199H92ZM242 198V199H241ZM249 198H252V199H249ZM245 199V200H244ZM249 200L251 201V206L252 207H255V208H252L253 209V211H251V212H253L252 214H251V212H250V214H247L246 216H248L247 218H244L243 219V216L245 217V214H244V212H246V209L248 210L249 209V206H250V202H249ZM71 201H73L74 202V204H75V202H79L78 201V199L76 200V197H75V195L73 196V200L71 199ZM230 201V202H229ZM242 201H243V203H242ZM247 202L246 204L248 205L249 204V206H247L246 204H244V202ZM42 202H43V204H42ZM110 202V203H109ZM3 203V204H2ZM34 204V205H33ZM37 204H38V206H37ZM46 204V203H45ZM245 205V206H243V205ZM192 205H193V203H192ZM251 206H250V209H251ZM261 206V207H260ZM23 207H25V206H23ZM55 207V206H54ZM238 207V208H237ZM245 207H246V209H245ZM34 208V209H33ZM108 208V209H107ZM3 211H2V210ZM48 209H50V208H48V207H46L44 210L45 211H48ZM236 209V210H235ZM249 209V210H250ZM251 209V210H252ZM4 210H5V205H4V201H2V200H0V211H2V212H4ZM33 210H36V211H33ZM201 210H203V209H201ZM244 212H243V211ZM248 210V211H249ZM104 211V212H103ZM42 212V211H41ZM40 212V213H41ZM238 212V213H237ZM257 214H259V215H257V217H256V221L255 222H253V220L251 221H248L249 219H252V218H250V216H253V218H255L254 217V215H255V213ZM249 213V212H248ZM261 213V214H260ZM5 215V213H1L0 212V220H2V222L3 221H6V217H4V216H2L1 217V215ZM113 214H114V217H112L113 216ZM239 214V215H238ZM254 214V215H253ZM237 215V216H236ZM250 215V216H249ZM6 216V215H5ZM256 216V215H255ZM259 216V217H258ZM5 219H4V218ZM237 217H240L239 219H236ZM113 218V219H112ZM69 218H67V220H68ZM246 219V220H245ZM261 219V220H260ZM15 220V221H14ZM244 220H245V222H244ZM260 220V221H259ZM69 221V220H68ZM96 221H97V225H95L96 224ZM100 221V222H99ZM188 221H190V220H185V223L186 224H188ZM215 221V222H214ZM242 221V223H239V222H241ZM246 221H247V224H246ZM1 221H0V226H2L1 224H3ZM93 222H94V224H93ZM99 222V223H98ZM102 222V223H101ZM114 222V223H113ZM243 222H244V224H243ZM8 223V224H9ZM47 223H50V220L49 221H47ZM231 223V224H230ZM234 223V224H233ZM9 224V227L11 228V225ZM23 225L22 227H19L20 225ZM39 224V225H38ZM44 226H43V225ZM101 224V225H100ZM255 224V225H254ZM94 227H93V226ZM121 225V224H120ZM233 225H236V226H233ZM232 226V228H233V230H232V228H229V227H231ZM249 226V227H248ZM96 227V228H95ZM102 227V228H101ZM114 227V228H113ZM234 227H235V230L237 231L236 233H237V235H238V237H237V235L235 234L234 235ZM245 227V228H244ZM17 229H19V230H17ZM94 229V230H93ZM245 229V230H244ZM258 229V230H257ZM21 231V232H20ZM29 231H31V232H29ZM119 231H120V229H119ZM206 231H208V227H206ZM245 231V232H244ZM19 232L21 233V234H23L24 236H25V239L27 240V242H28V247L29 248H31V250L29 251V252H27L26 253V256H20V252H19V248L20 247H22V244L21 243H19L18 244V246H16L15 247V245H17V237H18V235H19ZM114 232V233H113ZM234 232V233H233ZM241 232V233H240ZM18 233V234H17ZM209 233V232H208ZM232 235H231V234ZM244 233V234H243ZM254 234V235H253ZM228 235V236H227ZM249 235V236H248ZM240 236V237H239ZM248 238H247V237ZM118 237V236H117ZM237 238V239H233V238ZM253 237V238H252ZM83 238H85V237H83ZM260 238V239H259ZM86 239V238H85ZM118 240V239H117ZM234 240V241H233ZM238 240V241H237ZM16 241V242H15ZM100 241V239L98 240V241H95V244H94V246H95V248H93L94 246H92V249L94 250L95 249V251H98V250H100V249H103L104 248V246H105V244L106 243H104V242H101V241H105L106 242V240H104V239H101V241ZM255 241H256V243H255ZM238 242V243H237ZM254 244H253V243ZM260 242V243H259ZM104 243V244H103ZM229 243V242H228ZM260 244V249L258 248V249H256L255 247H256V245L257 244ZM216 244V245H215ZM26 245V244H25ZM24 245V246H25ZM200 245H201V247H202V249H201V247H200ZM255 245V247H253ZM114 247L116 246V245H113ZM196 246V247H197ZM25 247H27V245L25 246ZM33 247V248H32ZM100 249H99V248ZM16 248V249H15ZM98 248V249H97ZM255 248V250H254V252H253V250L252 249H254ZM132 249V248H131ZM44 250H46V252H44ZM126 250V251H127ZM219 250V252H221V250H222V252L221 253H219V252H217ZM250 250H251V252H250ZM16 251V252H15ZM42 251V252H41ZM226 252V251H225ZM224 252V253H225ZM250 252V253H249ZM133 253V254H132ZM158 253V254H157ZM168 253V254H167ZM217 255H215V254ZM217 253H219V254H217ZM235 253V254H234ZM240 253H242V257L240 256ZM255 253V254H254ZM206 254H208V255H206ZM216 256V257H214V255ZM94 255V254H93ZM92 254H91V256H93ZM130 255H131V258H130ZM145 255V256H144ZM173 255V256H172ZM190 256L189 257V259L187 258L186 259V256ZM212 257H211V256ZM233 255V256H232ZM250 255H256V257H252V256H250ZM30 256L32 257V258H34L35 259V262H31V261H29V263H28V261H25V259H29V260H31L30 259ZM45 256H48V257H45ZM132 256H133V258H132ZM137 256V257H136ZM152 256V257H151ZM187 256V257H188ZM259 256V257H258ZM24 257H25V259H24ZM209 259H208V258ZM233 257V258H232ZM238 257V258H237ZM48 258V259H47ZM201 258V259H200ZM206 258V259H205ZM254 258V259H253ZM256 258V259H255ZM24 259V260H23ZM178 259V260H177ZM219 259H222L221 257L219 258ZM222 259V260H223ZM23 260V262H21ZM186 260V261H185ZM196 260V261H195ZM206 260H208V261H206ZM213 260V261H212ZM224 260V261H225ZM135 261V262H134ZM220 261V260H219ZM232 261V262H231ZM235 261V262H234ZM25 262V263H24ZM142 262V263H141ZM187 262V263H186ZM192 262V263H191ZM218 263V262H217ZM165 264V263H164Z\"/></svg>", "mask_w": 264, "mask_h": 264}, {"label": "clouds", "instance_id": "9594fccd", "mask_svg": "<svg viewBox=\"0 0 264 264\" xmlns=\"http://www.w3.org/2000/svg\"><path fill=\"white\" fill-rule=\"evenodd\" d=\"M185 4L190 6L191 12L194 13V18L188 23V26L184 29L185 38L188 40V47L191 48L192 42L190 39L191 32L199 28L203 22L205 15L211 11V0H184ZM208 5V8H201V5ZM70 11L65 12V16L58 20L55 26L49 24L47 28H43V31L48 33V36L52 40H56L58 37L63 38L68 32H73L76 35H80L85 27V18L89 26L95 25L102 16L106 15L105 0H65V3L61 5ZM81 9L84 10V15H81ZM48 18V13L41 11V16L38 19L42 21ZM55 19V17H52ZM124 29L136 30L138 33H142L143 29L138 25L124 24ZM38 39H40L38 37ZM39 45L37 46V49ZM13 55L10 58V63L14 68H20L29 63V57L25 51L23 33L17 27L15 29L3 27L0 28V55L9 57V50ZM36 60V58H34ZM203 63V61H201ZM199 85V82H197ZM69 102L66 98V103ZM72 104L74 100L70 101ZM194 104L195 98L191 95L188 89H185L184 93H180L176 98H169L171 105L179 103ZM72 115L65 112L63 119H70ZM170 137L176 139V144L173 145V154H175L176 146L183 143L187 149L191 152L201 151L202 145L198 135L192 133L184 135L183 140L180 141L177 132H171ZM168 138L166 142L157 146L153 139V132H148L147 135L143 128L138 127L135 124L126 125L122 130L115 134L108 135L104 140H97L95 144L91 142L77 143L73 142L72 149L75 153L73 157L74 165H87L90 154H94L95 159H99L103 154L107 159L109 170H119L121 175L118 182L113 184L112 181H105L108 185V191L114 193L119 190L120 187L126 186V178L139 181L141 175L147 177L145 180L147 187L153 189V185L160 189V192H155L153 189V195L155 197L170 198V191L165 193L163 189L164 183L175 184L179 181L183 186V194L187 197L200 192L201 195L206 194V190L203 188L200 179L190 172L185 171L184 164L182 162H176L174 167V173L170 171V166L164 159V152L168 148ZM33 164L36 165L34 171L39 173L42 167L41 162L33 160ZM203 172V169H201ZM49 175L48 170L45 169L43 176ZM103 180V177H102ZM151 183H148V181ZM218 191V190H217ZM264 196V194H261ZM199 199V198H198ZM214 246L209 245L203 249L204 253H209ZM193 256L199 254L194 249H186ZM264 264V261L261 262Z\"/></svg>", "mask_w": 264, "mask_h": 264}]
</instances>
